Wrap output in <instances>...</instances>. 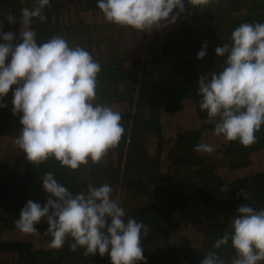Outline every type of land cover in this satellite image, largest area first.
Listing matches in <instances>:
<instances>
[{"label": "trees", "instance_id": "obj_1", "mask_svg": "<svg viewBox=\"0 0 264 264\" xmlns=\"http://www.w3.org/2000/svg\"><path fill=\"white\" fill-rule=\"evenodd\" d=\"M25 7L34 0H0V31L14 33L16 42ZM44 15L31 24L38 42L62 35L93 54L101 64L97 101L122 112L125 132L99 163L78 170L52 158L32 164L14 143L22 125L21 114L12 113L16 86L10 87L0 98V264H111L107 252L85 256L83 249L69 250L68 241L50 249L43 218L35 225L38 237L16 229L13 221L27 200L43 205L48 198L41 187L45 172L74 194L89 183L111 185L126 217L146 230V261L137 264H200L208 251L228 261L230 244L212 245L236 208H264V126L249 146L213 135L214 124L197 104V81L222 63L214 49L229 42L236 26L264 21V0H219L201 10L185 0L175 23L150 33L106 22L96 0H51ZM203 42L206 55L197 59ZM200 142L215 151H195Z\"/></svg>", "mask_w": 264, "mask_h": 264}, {"label": "clouds", "instance_id": "obj_2", "mask_svg": "<svg viewBox=\"0 0 264 264\" xmlns=\"http://www.w3.org/2000/svg\"><path fill=\"white\" fill-rule=\"evenodd\" d=\"M219 0H187L201 10ZM51 0H34V7L22 8L19 42L12 32L0 31V98L12 88V113H20L14 143L32 164L49 158L61 167L78 170L99 163L115 148L125 132L122 112L97 101L101 64L80 45H70L62 35L38 42L33 18L44 21V9ZM104 20L141 33L160 30L176 22L185 12V0H96ZM175 10V11H174ZM9 23L13 16L6 17ZM0 25V29H2ZM227 43L215 47L222 63L197 81V101L214 124L213 135L243 146L256 142L264 126V21L243 22L230 33ZM207 42L197 52L206 55ZM5 107L0 103V108ZM194 150L215 151V145L200 142ZM41 187L48 198L41 205L29 199L13 221L18 231L40 236L35 225L43 218L48 227V247L60 249L68 241L71 251L83 255L106 252L111 264L144 262L141 222L127 216L108 183L87 184L73 193L59 183L54 173L45 172ZM245 201L248 193L242 191ZM227 230L212 247L229 245L234 256L225 261L216 251L203 255L200 264H260L264 261V208L248 203L236 208Z\"/></svg>", "mask_w": 264, "mask_h": 264}, {"label": "rangeland", "instance_id": "obj_3", "mask_svg": "<svg viewBox=\"0 0 264 264\" xmlns=\"http://www.w3.org/2000/svg\"><path fill=\"white\" fill-rule=\"evenodd\" d=\"M256 135H257V133H256Z\"/></svg>", "mask_w": 264, "mask_h": 264}]
</instances>
